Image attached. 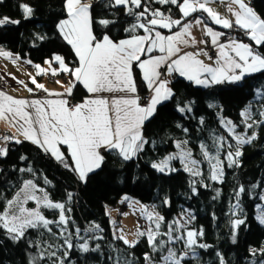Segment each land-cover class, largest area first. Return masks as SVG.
<instances>
[{"label": "trees", "instance_id": "obj_1", "mask_svg": "<svg viewBox=\"0 0 264 264\" xmlns=\"http://www.w3.org/2000/svg\"><path fill=\"white\" fill-rule=\"evenodd\" d=\"M250 3L264 19V0H250ZM91 4L94 21H115L107 28L94 22V35L101 37L106 33L114 40L128 36L124 29L134 22V18L125 14L123 6L106 7L107 0H93ZM21 5L32 9L30 18L25 19ZM150 8H159L165 15L181 19L176 6L160 5L151 0ZM204 14L196 12L183 21L198 15L210 21ZM3 17L20 23L0 26V49L15 53L33 64L43 63L54 54L62 55L70 68L78 64L74 50L57 29L58 23L66 18L64 0H0V18ZM256 50L264 54V45L257 46ZM134 73L139 92L147 96L148 89L135 66ZM172 92L173 95L162 102L154 116L144 124L143 136L148 143L143 151L129 161L104 153L102 167L90 173L86 183L30 141H12L6 148L7 154L0 156V193L11 199L24 181L32 180L48 192L52 201L65 203V215L69 220L66 230L65 226L56 224L49 225L51 231L29 229L19 241L9 239L0 230V264H60L61 261L63 264H146V254L153 262H160L169 249L165 231L174 225L175 217L187 209L194 217L191 226L203 232L198 237L199 245L208 247L197 245L194 255L184 258L182 264H220L221 258L224 264H264V225L256 216V205L261 200L264 187V115H261L264 113V71L250 74L238 83L209 87L176 76L172 81ZM85 95L86 90L76 83L72 99L82 101ZM184 106L190 107L191 111H179ZM246 107L251 110V123L242 115ZM223 118L233 121L239 132L256 136L251 143L242 145V155L231 167L226 153H235L239 144L227 131ZM248 124L252 127H247ZM218 137L227 141L219 150V157L224 161V178L212 181L210 165L199 146L205 144L210 154L216 155L214 140ZM181 138L187 140L192 154L203 165L201 175L193 176L186 172L178 159L173 160L172 169L175 171L161 173L152 167L171 153L176 148L175 141ZM64 151L71 164L68 151ZM29 168L31 172L27 171ZM45 179L50 183L45 184ZM240 187L244 192L237 197ZM69 192L73 193L71 201L67 198ZM123 195L134 196L164 217L160 235L156 237L157 243L165 240L163 251H153L146 233L139 236L134 246L125 244L113 234L108 208L117 206ZM236 204L238 208L233 207ZM3 206L4 201L0 199V209ZM44 215L55 221L59 210L45 209ZM236 219H242L244 223L233 228ZM65 239L72 243L71 249L67 248ZM84 243L88 244L89 252L80 249ZM181 243L177 241L174 249L179 253H183ZM53 252L55 256H51ZM41 254L43 259H35Z\"/></svg>", "mask_w": 264, "mask_h": 264}, {"label": "snow or ice", "instance_id": "obj_2", "mask_svg": "<svg viewBox=\"0 0 264 264\" xmlns=\"http://www.w3.org/2000/svg\"><path fill=\"white\" fill-rule=\"evenodd\" d=\"M151 0H107L106 7L123 6L125 14L133 17L134 22L124 29L128 33L127 38L113 40L108 34L97 37L93 33V23H98L104 28L114 24V20L99 19L93 20V5L85 0H64V10L66 19L61 20L57 29L64 41L74 50L78 58V64L69 68L60 55H55L53 61L59 65V71L69 73L72 77L70 86L64 93L48 92V96L61 97L59 99H15L0 92V121H6L16 128V132L4 136V140H14L21 143L18 136H23L25 140L41 148L45 153L50 154L56 161L69 168L77 174L81 182L87 181L90 173L100 169L105 161L103 153H111L120 157L124 161L133 159L143 151L144 145L148 143L143 136L145 121L149 120L157 111V106L168 100L173 92L168 87L170 83L167 79H162V75L178 73L188 81L196 85L208 87L214 84L238 83L246 76L264 71V54H260L254 46L264 45V19H262L245 0H228V12L234 19L221 17L209 7L210 0H154L160 5L176 6L181 14V19H173L165 15L159 9L150 8ZM25 19L32 15V9L28 5H21ZM139 10V11H137ZM170 11V9H169ZM207 13L211 21L221 26L223 29L238 28L253 43H244L241 40L229 39L225 43L220 42V37L226 33L215 31L209 27L204 19L197 16L194 21L182 23L193 13ZM12 23L19 24L9 17L0 18V26ZM195 25H204V33L211 38V44L217 49L215 58L208 56L203 49L195 53L183 52L181 46H188L189 43L196 41L186 39L191 36V28ZM179 27L180 30L172 32L170 35H163L157 29H168ZM142 30L143 34H138L137 30ZM200 43L207 44L208 41L202 40ZM159 55H154V53ZM182 53V54H181ZM0 55L11 58V54L0 51ZM200 55L208 56L214 64H206L199 59ZM141 57H146L142 59ZM29 63H31L29 61ZM52 75L57 74V69L52 68V61H46ZM135 65L141 72V78L145 82L150 96L141 103V98L136 95L137 87L133 76V66ZM166 73L161 69L165 68ZM38 74L47 70L40 65L35 66ZM83 86L89 94L81 102L72 104L66 97L72 95V88L76 83ZM20 83H23L22 81ZM32 83L37 88L48 90L44 85L38 84L35 78ZM59 83V81H57ZM29 92L32 89H28ZM102 93H112L111 97L101 95ZM122 94V95H116ZM211 107V105H210ZM191 111L188 106L181 107L179 111ZM247 117V110L242 113ZM264 115V113H261ZM203 121H201L202 123ZM229 133H234V126L231 121L224 122ZM251 128L252 125L248 124ZM185 131H187L185 129ZM237 144L243 145L251 143L256 139L253 134L247 139L236 135ZM183 143H187L184 141ZM227 141L223 137L214 140L217 145V154H210L205 144H200V149L205 160L208 161L212 181H219L223 177V163L219 158V150L222 149ZM178 148L181 144L176 145ZM62 147H66L68 156L72 163L69 164L65 158ZM230 148L231 145L228 144ZM7 154L6 148H0V156ZM242 155L237 148L235 153L228 151L226 159L228 166L237 164L238 158ZM191 151L182 149L179 155L184 170L193 176L201 175L198 170V161L192 159ZM176 155H169L159 164L154 163L152 167L161 173L171 172L176 169L169 168V161L177 159ZM21 159H24L23 157ZM21 171H25L21 169ZM27 171L31 172L29 168ZM45 184L50 183L45 179ZM37 191L42 195H37ZM195 191V189H193ZM244 192L240 187L236 196ZM73 193H67V198L71 201ZM264 200V196L260 197ZM0 199L4 201L3 210L0 211V230H3L9 239L19 241L25 237L29 229L44 228L51 231L49 225L68 224L69 218L65 215V203L54 202L49 198V194L43 188L32 181L23 182V186L17 191L13 198L7 199L0 193ZM127 199V197H125ZM29 201H34L36 207H25ZM167 203V201H165ZM238 208L239 205L233 206ZM41 208L59 210L58 220L47 219ZM155 217V219H154ZM149 220H154L156 229L160 228V221L164 217L158 214L147 213ZM194 217L189 214V221ZM260 224L264 225V210H261L257 217ZM179 224V221H174ZM244 220L236 219L233 221V228L243 224ZM97 228L99 226H96ZM169 231L164 233L168 237V243L176 240H185V246L192 249L196 245V237L202 236L203 232L188 230L186 238L184 236H172L175 229L169 226ZM89 229L88 231H91ZM79 234V229L76 230ZM145 235V233H138ZM160 235L158 231L149 230L147 239L153 251H163L166 242L161 240L159 243L156 237ZM125 244L130 242L123 236L119 237ZM233 240L235 237L233 236ZM68 249L73 247L69 239H65ZM135 242H132L134 246ZM201 248L207 245H199ZM83 252H89L87 243L81 244ZM96 249H91L95 251ZM186 255V254H185ZM55 256V253H51ZM43 254L35 259H43ZM146 261L151 264V258L146 254ZM164 264H182L184 256L177 258L176 253L170 248L167 254L161 257ZM63 264V261L60 262ZM220 264H224L221 258Z\"/></svg>", "mask_w": 264, "mask_h": 264}, {"label": "crops", "instance_id": "obj_3", "mask_svg": "<svg viewBox=\"0 0 264 264\" xmlns=\"http://www.w3.org/2000/svg\"><path fill=\"white\" fill-rule=\"evenodd\" d=\"M85 2L91 4L92 0H85ZM245 2L256 12V10L252 6V3H250V0H245ZM208 6L211 7L215 12L219 13L221 17L234 19V17H232L231 13H229L227 10L228 0H210V3ZM204 15L207 16V13H205ZM198 16H200V15H198ZM200 17H202V16H200ZM202 18L204 19L205 23L209 27L213 28L215 31L223 32V33L227 32L228 29H223L221 26L214 24L210 18H209L210 21H207V19H205V17H202ZM183 20H182V23H185V22H189V21H194L195 18L191 19V20H187V21H183ZM173 29L171 31H167L168 29H157V30L161 31L163 35H170V34H172V32L180 30L179 28L177 30H173ZM138 34H143V31L139 30ZM232 36L233 37L231 39L241 40L244 43H248V44L253 43L238 28L234 29V31L232 32ZM124 38H127V37H124ZM186 39H189L190 41L194 39L196 41V43H194V44L189 43L188 46H181L182 47V53L183 52L195 53L198 50L203 49L204 51H206L208 53V56H211L213 58H215L217 56V49L211 44V38L206 36L204 33V25H195L193 23V27L191 28V36L186 37ZM202 40H206V41H208V43L207 44L200 43V41H202ZM226 41L227 40H225L223 36L220 37L221 43H225ZM256 48H257V46H254L255 50H256ZM0 51L7 52V53L11 54V58H7L5 56L0 55V92H3L4 94L11 96L15 99H25V100H29V101H31L33 99H45V98L59 99L61 97L48 96V92L64 93L66 88H68L70 86V82L72 81V77L69 73L60 72L58 70L59 69L58 63L53 61V57L55 55L50 57L52 59V60H50V61H52L51 67L56 68L58 71H57V75H52L51 70L49 69V65L46 63L47 60L44 61L43 63H39V64H33L29 60L31 62V64H33V68H29L28 65L30 63L27 59H24L23 57H20L19 55L12 53L8 50L6 51L3 48H1ZM212 51H215L216 55H212ZM154 55H159V53L158 52L154 53ZM60 56L63 58L62 55H60ZM208 56L200 55L198 58L203 60L204 63H206V64L213 65L214 61L208 59ZM141 58L145 59L146 57H141ZM36 65H40L42 68L46 69L47 71L44 73L38 74V70L35 67ZM67 66L69 67V65H67ZM134 66H133V76H134V79L136 81L135 73H134ZM161 71H162V73H166V66H165V68H162ZM176 76H180V75L178 73H172L170 76L165 74V75H162L161 78L167 79L170 81V83L168 84V87L171 88V90H172V81ZM32 78H35L38 84L44 85V88L47 89L48 91L45 92L43 89L37 88L36 85H34L32 83ZM21 81L23 83H20ZM57 81H59V83H57ZM136 87H137L136 95H138L141 98L142 94L139 92L137 83H136ZM73 88H74V86H73ZM73 88H72V93H73ZM28 89H32V91L29 92ZM41 91H43L44 93L40 94ZM147 93H148V97H149L150 96L149 90L147 91ZM87 95H89V94L87 93ZM87 95H85V97ZM101 95L106 96V97H111L114 94L102 93ZM116 95H122V94H116ZM71 96L66 97L70 103L73 100ZM78 102H81V101H78ZM0 128L3 130V132H5L6 136L11 135V134L16 132V128L13 127L12 125H10L6 121H0ZM18 139H20V141L25 140L23 136H18ZM12 141H14V140H11V141L5 140V144L4 145L0 144V148H7V146ZM65 149H66V147H62L61 150L66 155V151H64Z\"/></svg>", "mask_w": 264, "mask_h": 264}, {"label": "rangeland", "instance_id": "obj_4", "mask_svg": "<svg viewBox=\"0 0 264 264\" xmlns=\"http://www.w3.org/2000/svg\"><path fill=\"white\" fill-rule=\"evenodd\" d=\"M54 55H58V54H54ZM50 60H52V59L51 58L50 59H47V61H50ZM30 65H32V67H33V64L30 63ZM30 65H28V67ZM43 93L44 92L41 91L40 94H43ZM143 97H144V95H141V102H142V98ZM147 97H148V94H147ZM73 100H72V102H73ZM246 110L248 112V116L246 117V120L249 123H251L252 122L251 119H250V112H251V110L249 109V107H246L245 111ZM225 121H231V120L228 119V118H223V121L222 122H225ZM231 122H232V126H234V133H230V134L234 138H235L236 135H239V136H241V137H243L245 139H247L249 137L248 135H246V134H244L242 132H239L237 130L236 125L233 123V121H231ZM226 129H227V127H226ZM227 131H228V129H227ZM4 136H6V134L0 128V143H1V145L2 144L3 145L5 144V140L3 139ZM184 141H187V140L186 139H183V138L176 140L175 141V145H177L178 143H180L181 144V147L178 148L176 146V148L173 151H171V153H168L166 156H164V158H162L160 161H158L156 163L159 164L162 160H164L169 155H176L178 157L177 159L181 162V160L179 159V155L181 153V150L184 149V150H187V151H191V148L188 145V142L185 144V143H183ZM241 148H242V145L239 144L238 149L240 151H241ZM236 150H237V148H235L234 151H236ZM191 153H192V151H191ZM191 158L192 159H195V160H197L199 162L197 167H198V170L202 174L203 171H204V167L201 164L200 160L195 155H193V154H192V157ZM234 159H236V157H234ZM173 160H175V159H173ZM173 160L169 161V168H171V169L173 168V165H174L173 164ZM181 166L184 168V165L182 163H181ZM210 174H211V168H210ZM210 174H209V176H210ZM223 178H224V165H223V177H222V179ZM221 180H219V181H221ZM38 188H40V187L38 186ZM36 194L37 195H42V193H40L39 191H37ZM261 195L264 196V187H263V190L261 192ZM125 197H127V199H125ZM256 206H257V208H256V216H259L260 213H261V210H264V200L261 199L260 202H259V204H257ZM25 207L35 208L36 205H35V202L34 201H29L28 204L25 205ZM123 207H125V208L123 209ZM2 210L3 209H0V211H2ZM44 210H45L44 208H41V211H42L43 215H44ZM108 212H109V215L111 216V223H112V232H113V234H115L116 237L123 236L125 239H127L130 242L129 244H131V245H132V242H136L138 240V238L140 236V235H138V233H146L147 234V232L149 230L158 231L159 233L161 232L160 231V228H161L162 221H160V228L159 229H156L154 220H149L147 218V213L158 214L159 216H161V214L159 213V211L156 210L154 207H152V206L144 203L143 201H140V200L136 199L132 195L131 196H129V195H123L120 198L118 205L117 206H110L108 208ZM189 214H191V216H192V212L187 209V210H185L184 213L178 214L175 217L174 220L175 221H179V224H174L172 226V228L175 229L174 231H172V236L173 237H176V236H184L186 238V233H187L188 230H191V231H194V232H197V233L201 232L200 230L194 229L191 226L192 225V222H193V219H191L189 221ZM154 219H155V217H154ZM169 230L170 229L168 228V230L165 231V233H167ZM198 237H199V235L196 237L197 243H196L195 246H193L192 249H189L188 247L185 246V240H176V241H174L172 243H169V248L176 253L177 258H179L181 256H184V258H187V256L194 255L193 250L195 249V247L197 245H199ZM166 241H168V237H167ZM177 241H178V243L179 242H182L181 243L182 244L181 251H183V253H179V252H177V250H174L177 247L176 246ZM146 264H149V261H147ZM151 264H164V262L162 260L160 262H156V261L153 262L151 260Z\"/></svg>", "mask_w": 264, "mask_h": 264}, {"label": "built area", "instance_id": "obj_5", "mask_svg": "<svg viewBox=\"0 0 264 264\" xmlns=\"http://www.w3.org/2000/svg\"><path fill=\"white\" fill-rule=\"evenodd\" d=\"M234 29H235V27L233 28V29H228L227 30V32H226V35L225 36H223L224 37V39L225 40H229V39H231L233 36H232V32L234 31ZM212 55H216V52L215 51H213L212 52ZM30 65V64H29ZM30 68H33L32 67V65H30L29 66ZM147 98V96H144L143 98H142V103H144L145 102V99ZM72 104H75V103H77L75 100H73V102H71ZM1 144V143H0Z\"/></svg>", "mask_w": 264, "mask_h": 264}]
</instances>
